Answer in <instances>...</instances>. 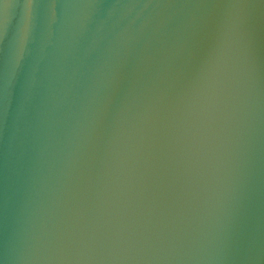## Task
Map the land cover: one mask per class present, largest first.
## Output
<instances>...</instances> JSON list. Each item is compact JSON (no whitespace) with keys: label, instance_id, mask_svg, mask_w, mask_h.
I'll return each mask as SVG.
<instances>
[{"label":"snow or ice","instance_id":"obj_1","mask_svg":"<svg viewBox=\"0 0 264 264\" xmlns=\"http://www.w3.org/2000/svg\"><path fill=\"white\" fill-rule=\"evenodd\" d=\"M31 3V0H29V4ZM211 7H224V6H230V7H247L246 4H237V5H223L220 3L210 5ZM8 7L7 0H0V11L6 9Z\"/></svg>","mask_w":264,"mask_h":264}]
</instances>
